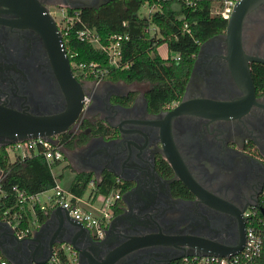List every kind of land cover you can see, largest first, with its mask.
<instances>
[{
  "label": "flooded vegetation",
  "instance_id": "1",
  "mask_svg": "<svg viewBox=\"0 0 264 264\" xmlns=\"http://www.w3.org/2000/svg\"><path fill=\"white\" fill-rule=\"evenodd\" d=\"M110 1L35 0L55 25L61 10H95ZM202 42L184 86L185 99L234 101L243 96L229 70L220 33ZM241 45L244 53L258 58L247 60L253 97L245 110L227 118L180 113L170 119L169 134L159 129V120L180 99L153 112L143 95L147 81L81 79L72 72L87 101L63 131L70 142L59 141V133L52 139L65 147L76 168H90L87 172L94 177L92 169L99 178L103 171H113L125 186L113 203L117 212L112 217H119L107 224L101 237L89 232L91 240L84 237L79 244L97 261L147 233L197 235L222 245L235 244L239 236L244 239L245 213L258 205L264 189V0L245 14ZM0 103L41 112L64 107L40 35L5 3H0ZM170 147L204 194L193 193L172 177L164 156ZM93 151L97 153L91 155ZM211 195L226 207L211 204ZM153 240L123 253L114 264H168L188 249L186 244ZM82 256L83 264H90L86 254Z\"/></svg>",
  "mask_w": 264,
  "mask_h": 264
},
{
  "label": "trees",
  "instance_id": "2",
  "mask_svg": "<svg viewBox=\"0 0 264 264\" xmlns=\"http://www.w3.org/2000/svg\"><path fill=\"white\" fill-rule=\"evenodd\" d=\"M145 2L159 4L148 17L139 12V7ZM210 8V0H195L191 5L181 0H112L106 7L78 10L81 21L94 30L101 44L115 33L125 34L126 38L120 40L118 65L113 66L109 65L106 52L87 40H80L75 33L77 24L72 25L62 35L71 70L75 73L80 64L84 72L81 71L78 76L84 79H96L100 74L102 79L147 81L149 87L143 94L146 107L149 111H157L180 99L199 44L209 36L223 32L226 19L212 13ZM161 44L165 45V56L158 52ZM89 63H93V66H89ZM57 136L59 141L70 142L66 140V132ZM163 165L161 162L160 166ZM0 169L4 173L0 181L3 192L0 194V218L5 216L16 220V229L27 227L33 220L43 221L50 207L45 211L35 207L33 212L29 209L18 212L12 189V186H17L32 193L53 186L54 175L43 155L32 154L11 161L3 146H0ZM91 180L94 194H106L117 187L121 191L125 188L110 171H103L99 180H95L90 172H76L67 189L82 195ZM116 212L117 207L113 206V213ZM56 258L58 264L66 262L62 251L56 252ZM0 261L10 264L1 254ZM168 264L196 263L177 258ZM258 264H264V244Z\"/></svg>",
  "mask_w": 264,
  "mask_h": 264
},
{
  "label": "water",
  "instance_id": "3",
  "mask_svg": "<svg viewBox=\"0 0 264 264\" xmlns=\"http://www.w3.org/2000/svg\"><path fill=\"white\" fill-rule=\"evenodd\" d=\"M262 0H238L235 2L231 13L226 19L223 32L220 33L226 48V59L229 70L241 87L244 94L234 101H216L207 98L185 99L184 94L176 104L169 109L163 118L159 120V129L169 134L170 119L180 113L190 112L211 118H227L240 114L252 101V82L249 75L247 60L258 59L244 53L241 45L242 20L245 14L259 4ZM20 14L22 24L29 26L40 35L46 49L47 59L58 88L62 94L64 107L59 111L41 112L25 108L10 107L0 103V146H5L17 140L33 138L37 136L52 140V136L63 132L73 121L79 112L83 102L82 84L72 73L66 51L63 46L61 34L53 19L36 4L35 0H0ZM35 5V6H34ZM203 43V42H202ZM200 43V46L202 45ZM198 54V52H197ZM193 61L194 67L196 57ZM123 109L130 105L118 104ZM141 128H134L133 132H141ZM122 136L121 132L119 134ZM164 150V156L173 171V178L180 179L193 193L200 195V188L195 183L184 163L179 158L173 147ZM98 151V149L96 150ZM93 151L91 155L97 152ZM90 171V168H88ZM87 170V171H88ZM95 178H99L97 172L92 169ZM115 177L118 174L111 171ZM212 197L210 202L216 206H225L222 200ZM226 207V206H225ZM260 208V207H259ZM261 210V208H260ZM111 217L108 226L118 218ZM55 223L54 227H51ZM90 238L89 230L79 221L73 219L67 209L55 205L49 212L39 228L30 236L17 237L10 225L0 219V253L10 264H44L52 253L53 245L68 243L78 252V263L83 264L82 254L91 261L90 264H111L119 257L141 245L152 243L154 237L164 239L173 244H186L188 249L170 258H181L185 255H218L224 256L237 252L243 243L240 236L233 245H222L216 241L189 234H164L147 233L134 236L126 243L112 250L109 256L97 261L88 251L80 248L83 238ZM99 240L98 243H101Z\"/></svg>",
  "mask_w": 264,
  "mask_h": 264
},
{
  "label": "built area",
  "instance_id": "4",
  "mask_svg": "<svg viewBox=\"0 0 264 264\" xmlns=\"http://www.w3.org/2000/svg\"><path fill=\"white\" fill-rule=\"evenodd\" d=\"M186 5H191L195 0H181ZM212 13H216L227 19L231 10L238 0H210ZM142 5L147 6V11L144 16L157 9L159 4L157 2H145ZM77 24L75 29L76 36L80 40H87L90 43L98 46L106 52L109 57V65L117 66L118 59L120 56L119 45L122 38H126V35L122 34H111L107 42L101 44L98 40L97 34L94 30L88 27L84 22L81 21L78 11H65L61 10L57 13V28L62 35L67 33L68 28L72 25ZM64 46V45H63ZM174 56V55H173ZM177 57V56H175ZM89 66H93V63H89ZM76 73L79 74L82 70L83 65L78 66ZM96 75V74H95ZM84 79L83 77H80ZM96 79H100V74L97 75ZM87 101V96L83 95L84 104ZM8 156V150H15L20 148L21 152L15 154L16 157L30 156L32 154H42L45 158L49 169L53 174L54 164L63 159L61 143L57 140H48L46 137L37 136L33 138H27L23 140H17L13 143L3 146ZM9 158V157H8ZM3 171L0 169V181L3 177ZM117 181V180H116ZM90 185L93 184L91 180ZM14 198L17 201L18 212L21 210L29 209L35 211V207L40 211H45L47 207L60 205L67 209L69 215L82 223L91 234L95 237H101L104 229L107 227L112 215H113V203L115 199L119 198L121 190L117 187L106 194H94L93 189L84 196L77 195L70 192L67 187L62 186L54 176V184L51 187L52 193L45 196L44 199L40 198V195L45 191H38L27 193L23 189L17 186H12ZM0 194H3L0 188ZM261 210H260V208ZM17 212V215L19 216ZM6 213V211H3ZM14 217V216H13ZM12 217V218H13ZM6 221L17 237H24L31 231V224L36 222L33 220L27 227L16 229V220L13 221L9 217L3 216L0 218ZM264 244V189L262 191L261 198L258 205L253 209L245 213V224H244V240L241 248L234 254L218 256V255H185L181 258L185 261L194 262L196 264H258V258L261 254L262 246ZM62 251L66 256V262L64 264H76V251L68 243L55 244L52 253L48 259V264H58L56 258V252ZM0 264H5L4 261H0Z\"/></svg>",
  "mask_w": 264,
  "mask_h": 264
},
{
  "label": "crops",
  "instance_id": "5",
  "mask_svg": "<svg viewBox=\"0 0 264 264\" xmlns=\"http://www.w3.org/2000/svg\"><path fill=\"white\" fill-rule=\"evenodd\" d=\"M165 46V45H164ZM165 48V47H164ZM165 53H166V48L164 49ZM160 54V53H159ZM161 56H164L162 54H160ZM62 154H63V159L61 161H59L58 163L56 162L54 164L53 167V174L55 176V178L59 181V179H62V177H64L66 179V187L69 183V181L72 179L73 175L76 172H87V169H78L74 166V164L72 163L71 159L68 157V151L65 149V147H62ZM63 178V179H64ZM95 180H98L97 178L93 177ZM60 183V182H59ZM89 186V185H88ZM54 206L50 207V209L48 210V212L53 208ZM47 212V215H48ZM47 217V216H46ZM2 220V219H1ZM45 220V219H44ZM43 220V221H44ZM34 222L33 224H31L30 228L31 231L26 235V236H30L32 235L41 225V223L43 222ZM11 227V226H10ZM24 236V237H26ZM1 254V253H0ZM2 255V254H1ZM3 256V255H2ZM4 257V256H3ZM5 258V257H4ZM6 259V258H5ZM7 260V259H6ZM8 261V260H7ZM9 263V262H8Z\"/></svg>",
  "mask_w": 264,
  "mask_h": 264
},
{
  "label": "rangeland",
  "instance_id": "6",
  "mask_svg": "<svg viewBox=\"0 0 264 264\" xmlns=\"http://www.w3.org/2000/svg\"><path fill=\"white\" fill-rule=\"evenodd\" d=\"M146 11H147V6L146 5H141L140 7H139V12L141 13V14H144V13H146ZM165 46H164V44H161V45H159L158 46V52L160 53V54H162V55H166V53H165V48H164ZM138 83H142V82H138ZM145 83V85H149L148 84V82H144ZM21 152V150H20V148H16L15 150H8V157H9V160H14V158H15V154L16 153H20ZM64 177H62V179H59V182H60V184L62 185V186H64V187H66L65 185H66V179L64 178ZM89 186H87V188H86V190H85V192H84V196H86L88 193H89V191L93 188V184H91L90 185V183L88 184ZM50 193H52V189L51 188H48V189H45V191L40 195V198H42V199H44L45 198V196L46 195H48V194H50Z\"/></svg>",
  "mask_w": 264,
  "mask_h": 264
}]
</instances>
